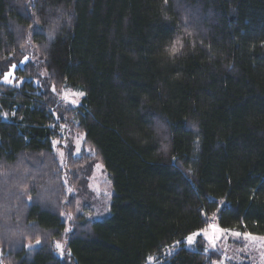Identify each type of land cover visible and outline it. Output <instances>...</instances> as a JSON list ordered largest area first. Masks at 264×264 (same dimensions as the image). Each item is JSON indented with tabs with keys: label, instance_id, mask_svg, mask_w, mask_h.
Masks as SVG:
<instances>
[{
	"label": "trees",
	"instance_id": "trees-1",
	"mask_svg": "<svg viewBox=\"0 0 264 264\" xmlns=\"http://www.w3.org/2000/svg\"><path fill=\"white\" fill-rule=\"evenodd\" d=\"M29 33L50 81L86 93L74 117L115 191L106 218L77 214L61 258L59 213L76 209L52 144L56 102L32 81L0 83V175L38 172L0 190L6 264H214L201 238L168 250L211 220L264 236V0H0V69Z\"/></svg>",
	"mask_w": 264,
	"mask_h": 264
},
{
	"label": "rangeland",
	"instance_id": "rangeland-1",
	"mask_svg": "<svg viewBox=\"0 0 264 264\" xmlns=\"http://www.w3.org/2000/svg\"><path fill=\"white\" fill-rule=\"evenodd\" d=\"M29 34H31L32 37V33ZM22 51L24 55L21 61L24 59V56L37 58L34 63L38 66V75L35 77H22L18 74V71H16L15 77L17 79L15 83H5L3 82V75L5 72H8L11 69V66H9L8 69H0V83L15 87L22 86L26 81H32L41 92L47 93L50 97H53L54 101L56 102L55 115L63 113V118L59 119L58 121L60 126L66 125L67 127L63 131L60 127L59 136L57 139H55L59 140L60 143L54 146V151L60 165L65 171L64 181L65 179L67 180V183H65L67 189L72 188L74 190L72 193L67 191L68 196L74 198L73 207L76 209V213L66 214V217L67 215H71L73 218L72 220L65 218L67 228L73 229V225L77 222L76 216L78 213L84 215V217L88 220H102L106 218L107 215H110L109 208L113 201L115 190L104 165L98 159L96 153L86 145L85 134L79 129L77 120L74 117V112L78 108L67 110L66 103L62 102L58 96L51 92L50 85L54 83H52L48 77L49 75L44 68V61L42 59V55L40 54V50L32 42V38L28 39L26 45L23 46ZM15 64L19 65L20 61L16 62ZM20 69L24 70L26 68L21 66ZM21 81H23V83H21ZM37 81H39V83H37ZM56 88L58 93H61L65 90V86L56 85ZM66 90L69 93L80 91L71 89L69 87H67ZM84 98L85 96L81 99V106L83 105ZM1 117L3 119H7V117H4L3 114ZM77 148L80 149L79 154L76 153ZM60 151H63V156L59 154ZM70 159L75 160L77 166L76 168L69 167ZM19 166L17 167L16 172H6V174L9 176L11 174V178L5 174L0 175V179L2 178L3 182H0V190L2 188L6 189L9 187L7 184L8 179L12 184L18 183L17 180H19L20 183H26L28 180L34 178L31 177L32 175L36 176L35 174H38V172L32 170H29V172L24 171L22 164L20 167ZM73 176H75L74 180L72 179ZM1 193L5 194L6 192L4 190ZM1 197L2 196L0 195V202L5 201L1 199ZM44 198L45 197L41 195L38 197V200L45 201ZM213 224L218 225L215 220ZM210 225L212 224L210 223L206 228L209 231H211L209 227ZM235 232L240 231L232 230V233ZM69 234L70 232H65V240L63 239L60 241L63 244L64 249L62 254L55 247L56 253L61 258H65L66 256L69 257V253L66 249ZM255 236L264 237L259 235ZM204 240L207 242L206 248H209L207 239ZM172 250L173 247H171L168 252H172ZM209 251L216 252L220 256V261L215 262L214 264H264V241L245 240L243 237H235L231 233L222 240L218 241L215 250L210 249ZM4 256L5 253L0 247V264H6L3 259ZM157 261V258H152L149 260V264H156Z\"/></svg>",
	"mask_w": 264,
	"mask_h": 264
},
{
	"label": "snow or ice",
	"instance_id": "snow-or-ice-1",
	"mask_svg": "<svg viewBox=\"0 0 264 264\" xmlns=\"http://www.w3.org/2000/svg\"><path fill=\"white\" fill-rule=\"evenodd\" d=\"M166 3H167V0H165V4ZM34 4H35V0H33V6H34ZM34 25H35V27H34L33 31H35V32H41L42 31V26H41L38 18L34 20ZM58 28H59V22L58 21L55 22V23H52V24H50L48 26L46 34H47L49 40H52V39L55 38ZM189 35H190V33H189ZM29 39H31V34H29ZM184 47H185V44H184L183 39L178 36L174 41H172L170 43V46L167 47L166 51L168 52L169 55L176 56V55L182 53V49ZM36 59H37L36 57H31L30 58L29 56H24V59L22 61H20L19 65L13 63L11 65V69L8 72L4 73L3 82H5V83H15V81L17 79L15 77V72L18 71L21 66H24L26 68V65L29 62H33L34 63L36 61ZM21 83H23V81H21ZM37 83H39V81H37ZM66 88H67V86H65V90L63 92L58 93L56 85L55 84H51L50 85L51 92L54 95L58 96L62 102L66 103L67 110H73L74 108H79L81 106V99L86 95V93L84 91H82V90L76 91V92H73V93H69L66 90ZM7 115H8L7 113H3L4 117H7ZM13 115H15V114L13 113ZM53 115H55L54 112H53ZM61 118H63V113H61L59 115H56V119L57 120H59ZM51 127L55 128V125H51ZM60 127H61V130L63 131L67 126L66 125H61ZM193 128H195V126H193ZM59 143H60L59 140H53L52 141V144L54 146L58 145ZM163 148H164V151H167V145H164ZM79 152H80V149L77 148L76 149V153L79 154ZM59 154L61 156L64 155L63 151H60ZM172 160L174 162H176L177 164L179 163V161L177 160L176 157H172ZM64 182L67 183V180L65 179ZM67 191L69 193H72L74 190L72 188H68ZM27 199L29 201H31L32 197L28 196ZM66 203H71V200H67ZM106 211H107V209H106ZM59 215L61 217H65L66 214L61 212V213H59ZM66 219L72 220L73 218H72L71 215H67ZM209 227H210L211 231H209L208 229H201V230H198L196 232H193V233L189 234L187 237H185L183 241L175 242L172 247H175V246H177V245H179L181 243H184V244H186L188 246L189 250H197L198 251V249H196L195 245L197 243V238H201V239H207V241L209 243V248H205L204 251L208 252L210 249L211 250H215L216 247H217L218 241L222 240L223 238L228 236L230 233L232 235H234L235 237H243L245 240L264 241V237H258V236H255L252 233H241V232L232 233V230H226V229L219 228V226L216 225V224H212ZM72 231H74V230L70 229V228H66L65 229L66 233L67 232H72ZM40 243H41V241L39 239H36L35 245L29 243V244H26L25 246L29 247V248H32V247H34L36 245H39ZM55 247L57 248V250H59L61 252V254L63 253V250H64L63 249V244L60 241H56L55 242Z\"/></svg>",
	"mask_w": 264,
	"mask_h": 264
},
{
	"label": "crops",
	"instance_id": "crops-1",
	"mask_svg": "<svg viewBox=\"0 0 264 264\" xmlns=\"http://www.w3.org/2000/svg\"><path fill=\"white\" fill-rule=\"evenodd\" d=\"M198 239V238H197ZM187 246V245H186ZM188 247V246H187ZM177 249V247L175 246V247H173V250H172V252H174L175 250Z\"/></svg>",
	"mask_w": 264,
	"mask_h": 264
},
{
	"label": "built area",
	"instance_id": "built-area-1",
	"mask_svg": "<svg viewBox=\"0 0 264 264\" xmlns=\"http://www.w3.org/2000/svg\"><path fill=\"white\" fill-rule=\"evenodd\" d=\"M210 223H211V224H213V223H214V221H211Z\"/></svg>",
	"mask_w": 264,
	"mask_h": 264
}]
</instances>
